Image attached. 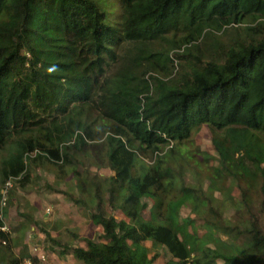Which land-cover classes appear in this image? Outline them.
Returning a JSON list of instances; mask_svg holds the SVG:
<instances>
[{"label":"trees","instance_id":"16d2710c","mask_svg":"<svg viewBox=\"0 0 264 264\" xmlns=\"http://www.w3.org/2000/svg\"><path fill=\"white\" fill-rule=\"evenodd\" d=\"M204 125L217 165L189 184L184 161L206 157L183 147ZM40 167L75 178L55 191L99 227L100 243L46 233L80 264H264V0H0L3 217L4 184ZM12 232L0 264L45 263L15 255Z\"/></svg>","mask_w":264,"mask_h":264},{"label":"rangeland","instance_id":"374dc122","mask_svg":"<svg viewBox=\"0 0 264 264\" xmlns=\"http://www.w3.org/2000/svg\"><path fill=\"white\" fill-rule=\"evenodd\" d=\"M185 151V156H191V154H194L197 160H203L205 157V161H202L205 163L204 166H196L197 163H195V159H191L189 161H184L183 165H184V169L183 172L186 173L185 177H186V181L189 184H193L196 181V177L195 174L196 172H201V177L203 179V183L204 185L207 184L206 179H208L206 176V174L208 173V168L206 167V165L208 167H210V165L212 166H216L217 162L215 161L214 157L217 156V153L211 143V132L210 129L208 128V126L204 125L200 131H198V133H196V135H194L191 143L189 142L187 145H185L184 147ZM148 162H150V159H147ZM47 168L45 167H40L39 169H36L35 172H33V176H37L39 177V180H36V184L30 186L32 189L36 188L38 186L39 191H43L42 195H43V201L45 202H53L51 198H54L53 200L55 201V203L61 201L62 198H64V201L67 199L65 196H62V194L57 193L55 190H68L70 188L68 184H74L76 182L75 178L71 175L68 177L64 178L65 183H63L62 181H60L61 183H58L56 179H58L55 175H54V169L52 168L51 170L48 168V170L50 171H46ZM79 171L81 173H83V167H80ZM91 174L92 176H95V174H102L105 176L110 174V170L108 169H104V168H91ZM49 178V180H48ZM52 178H54L53 181ZM206 181V182H205ZM17 186V185H15ZM71 186V185H70ZM73 187V186H72ZM30 188L28 187L27 192H23V194L20 191V187L17 186L16 188V200L12 201V205L10 206H6V204L2 207V210L4 208V210L8 211V215L6 217H3V220L6 221L8 223V225L10 226L11 224H13L12 222H14L16 220V218L20 219L18 221H26L30 224H28V230L29 233L32 232L33 227H37L36 225L32 224L33 221H42V217H39L38 215H36V213L38 211H35L33 209H30V203H33V200H29L28 197L29 196H33V194L31 193V191L37 192V190H29ZM74 189H71V191ZM39 191L37 192V194L39 196H37V198H39L41 196V194H39ZM228 191H231L229 194L231 196H238V191L236 190L235 187H231ZM227 191V192H228ZM217 197L220 198V194H217ZM68 201V199L66 200V202ZM4 202V201H3ZM146 202L149 204V206H153V201L151 200H146ZM229 202V201H228ZM54 204V206L47 205L46 207H44L43 212H45V209L47 210V212H51L54 215H58V214H63V213H67L69 212L70 214H77L80 213L83 217H80L79 215H77L80 218L81 222L78 221H74V222H70L68 224L71 223H75L77 224L76 230L83 234V237H93L96 241H98V234L100 233L99 231V227L95 226L94 224L91 226H87L85 223H83L82 221L85 222V220L88 219L89 221V217L86 216L87 214L81 210L80 207H77L76 205H72V204H68L65 203L64 207H59L58 204L57 205ZM64 203V202H63ZM4 204V203H3ZM229 204V203H228ZM7 208V209H6ZM33 208V207H32ZM150 210H145L144 211V217L146 219H148L150 217ZM234 213V210H227L225 212L226 217H231L232 214ZM22 215H27L31 218L28 217H23ZM118 216H122L121 213H118ZM191 217L196 219L195 224H193L194 227H196V229L198 230V234L199 236H203L205 235L207 232L206 228H205V223L202 221V223H200V221L198 220V218L200 216H202V212L200 213V215L197 216V214H195V212H193L191 207H183L180 213V219H184L186 217ZM38 222V223H39ZM48 223V222H47ZM92 223V222H91ZM67 224V225H68ZM81 224V225H80ZM203 224V226L201 225ZM44 227H42L44 230H53V228H51V224L48 223L46 225H43ZM93 226V227H92ZM192 226V225H191ZM26 229L22 230L23 232ZM17 232V231H16ZM33 233V232H32ZM38 237V236H37ZM35 237V238H37ZM42 237V236H41ZM220 238H226L225 235H219ZM44 240L45 237H44ZM32 241L30 240V238H27V241L25 246L27 248V250L30 249V247L32 246ZM101 241H98V243H100ZM36 243L39 242H35L34 245H36ZM63 243H67L64 242ZM41 244V243H40ZM83 244V243H81ZM80 244V245H81ZM148 247H150V242L148 243ZM213 247V246H212ZM61 246L60 248L56 249L54 247L51 246L50 243V248L49 251L50 253L48 254V259L44 262H42V264H76L75 263V256L72 253H66V254H62L60 253ZM45 250V249H44ZM59 250V251H58ZM55 251V252H54ZM168 259V256H162L161 258L157 259V261L155 262V264H164L166 262V260ZM80 264V263H77Z\"/></svg>","mask_w":264,"mask_h":264},{"label":"crops","instance_id":"0c3cea01","mask_svg":"<svg viewBox=\"0 0 264 264\" xmlns=\"http://www.w3.org/2000/svg\"><path fill=\"white\" fill-rule=\"evenodd\" d=\"M48 180H49V178H48ZM53 180H54V178H52L51 181H53ZM29 188H30L29 190H37V192L39 191L38 186L34 189H32L31 187H29ZM27 190H28V188L27 189H20L22 194L25 191L27 192ZM37 192L31 191L33 196H29L28 199L33 200V203H30V205H31L30 209L38 211L36 213V215H38L39 217H42V221L41 222L37 221V222H39V226L36 225L37 227H35V226L33 227V229H32L33 233L32 232L29 233L30 230H28V228H26V230H27V231L25 230L26 232H23L21 230H19L18 232L14 231L12 234L13 238H14V242H12V251L15 255L16 254L20 255L21 253H25V254L28 253V254H31L32 256H38L37 251H35V248H38V252L40 254H43V256H44L43 260L46 261L48 259V254L50 253V251H49L50 243H51L52 247H54L56 249L60 248V246L58 244L52 243L51 241L48 240L46 233H49L50 236L53 238L60 239V237H61L63 240H65V242L71 243L73 241V235L70 234L69 232H71V231L77 232L81 237H83V234H82V232L79 233L76 230L77 224H75V223L68 224V223L74 222V221L81 222L80 218L77 215H79L80 217H83V216L80 213L70 214L69 212L63 213L62 215L61 214H58V215L55 214L54 215L51 212L50 213L47 212L46 209H45V212H43L44 207H46L47 205H50L52 208V206H54V204H56L57 202L55 203L54 198H51L53 202H50V203L46 202V201L44 202L43 201V195H42L43 191H42V193H41V191H39V194H41V196L39 198H37V196H39L37 194ZM66 200L64 201V198H62L61 201H59L57 203V205L60 204V205H58L59 207H64L65 203H68V204L70 203L68 201L66 202ZM70 204L73 205V203H70ZM86 214H87L86 216H88V213H86ZM18 220H20V219L16 218V220L12 223L15 224ZM47 222L51 224V228H53V230H49V229L44 230L42 228V227H44L43 225L48 224ZM82 222L85 223L87 226H91V224L93 225V223L88 222V219L85 220V222L84 221H82ZM68 230H69V232H68ZM35 237H37V238H35ZM44 237L46 240H44ZM27 238H30V240H33L32 246L30 247L29 250H27V248L25 246L27 244L26 243ZM36 241L39 243H36V245H34V243ZM61 250H62V248L60 249V251L59 250L58 251L61 252ZM1 254H2V250L0 251V255ZM74 261L76 264L79 263L76 258Z\"/></svg>","mask_w":264,"mask_h":264},{"label":"clouds","instance_id":"9594fccd","mask_svg":"<svg viewBox=\"0 0 264 264\" xmlns=\"http://www.w3.org/2000/svg\"><path fill=\"white\" fill-rule=\"evenodd\" d=\"M13 179L12 180H9L6 184H4L3 188H2V195H3V198H2V206H4L6 204V201L8 199V195H9V192L10 190L15 186V184L13 183ZM15 182V181H14ZM10 183L11 186L6 189L7 187V184ZM27 189V188H26ZM6 190V192H5ZM4 201V202H3ZM4 203V204H3ZM0 218L3 219V213L0 214ZM1 230L5 231V232H12L10 226L8 225V223L6 221H4V224L3 226L0 227ZM13 234V232H12ZM3 244H6V242L4 241ZM35 249H38V248H35ZM38 255V254H37ZM34 257H37L38 259L40 260H43L42 258L38 257V256H34ZM44 261V260H43ZM28 262V263H27ZM24 264H31L30 260L29 259H26L24 261Z\"/></svg>","mask_w":264,"mask_h":264},{"label":"built area","instance_id":"2783aa9c","mask_svg":"<svg viewBox=\"0 0 264 264\" xmlns=\"http://www.w3.org/2000/svg\"><path fill=\"white\" fill-rule=\"evenodd\" d=\"M10 186H11V184H10V183H8V184H7V187H6V189H8ZM5 192H6V190H5ZM35 251H37V253H38V256H39L40 258L44 259V256H43V254H40V253L38 252V249H35ZM27 263H28V262H27Z\"/></svg>","mask_w":264,"mask_h":264}]
</instances>
